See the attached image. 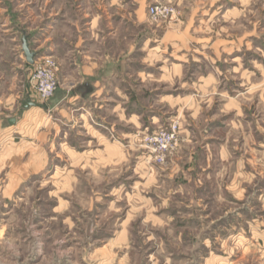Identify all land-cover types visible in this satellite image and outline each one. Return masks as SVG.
Listing matches in <instances>:
<instances>
[{"label": "rangeland", "instance_id": "1", "mask_svg": "<svg viewBox=\"0 0 264 264\" xmlns=\"http://www.w3.org/2000/svg\"><path fill=\"white\" fill-rule=\"evenodd\" d=\"M2 2L0 13L6 5L15 24L20 19L31 28L70 9L64 0ZM92 3L93 11L101 6ZM138 4L127 0L124 8L146 13L143 29L157 30L159 40L179 28L189 37L184 50L158 42V64H144L143 50L141 66L115 67L127 79L142 73L133 101L143 114L140 130L122 127L110 106L104 114L111 145L101 146L90 138L94 129L88 135L71 118L78 102L63 103V114L54 110L55 96L38 99L49 107L31 116L1 109L0 117L21 123L7 141L0 138V264H264V0L167 2L175 16L160 21L148 13L156 3ZM3 35L0 30V44L15 46L14 57L7 50L14 93L26 95L34 66L20 68L21 40ZM30 36L36 59L53 57L36 52L37 37ZM178 60L185 75L161 81L160 63L170 74ZM10 86L8 80L2 91ZM165 94L186 104L171 109L160 103ZM152 115L160 117L155 124ZM173 122L177 143L160 162L157 145L146 138ZM43 165L40 174L23 176Z\"/></svg>", "mask_w": 264, "mask_h": 264}, {"label": "crops", "instance_id": "2", "mask_svg": "<svg viewBox=\"0 0 264 264\" xmlns=\"http://www.w3.org/2000/svg\"><path fill=\"white\" fill-rule=\"evenodd\" d=\"M67 1L70 4L69 10L57 11L52 18L51 24L35 28H31L30 26L24 27L25 23H22L20 19H18V25L15 24V16L9 12L6 5H3V13H0V30L3 32V38L6 40L9 39L11 42H14L17 37L21 40V44H19L21 48L19 52L21 63L18 65L20 68L25 69L26 72H29L31 65L27 62L22 52V39L26 35L28 43L31 45L32 39L30 35L31 33H35V38L37 37L35 43L38 45L34 50L36 52H38L37 49L43 50V53H50L52 55L48 56L58 59V79L61 83L55 94L54 110H58L60 114H63V103L78 102V107L72 110L71 114L74 115L71 118L74 119L75 117L78 121L80 120V123L84 124V128L86 126L85 130L88 135L91 134L89 129H94L93 131L96 133V136H90V138L98 144L110 146V138H112L110 136L111 129L107 113L104 114V110L106 112L109 111L108 108L111 106L112 112L117 114L118 121L121 122L120 125L122 127L126 128L127 126L132 130H140L143 124L142 111L136 110V103L133 102L135 98L139 97V93L141 92L136 89V83L143 82L142 73L138 70L127 79L124 75L125 73L115 70V67L118 68L125 64L128 66H135L136 64L141 66V53L143 50L146 52L144 64H158L159 61L157 59L159 54L156 44L158 42H167L166 50H175L176 47H179L180 50L187 49L188 47L183 44L184 42H189V37L185 35L188 33L184 30L180 32L181 28L175 31L166 30L159 40L156 37L157 30L150 29L147 32L146 29H143L142 25L146 20V13L140 9L127 10L124 8L127 0H99L101 6L97 8V11L88 8L93 5L92 2L94 0H64V2ZM129 1L138 2L140 7L143 4L150 5L167 2L179 5L183 0ZM111 6L117 8L110 10L109 7ZM67 32L71 34V37L73 34H76V39L69 38ZM6 42L0 44V114H2L3 109L7 112L17 109L24 112L25 115L30 116L37 114L35 113L37 110H46L49 107L48 105H45V108H22L23 101L27 99H31L36 103H39V101L32 90L30 77L24 87L26 95L24 93H19L18 95L14 93L15 64L13 61H8L7 50L14 57L15 46L11 43V47L8 49ZM51 42L53 44L48 46ZM4 49L5 51H3ZM114 49L120 51L122 55L116 58L112 57L109 51ZM125 50H128L127 57H123L126 53ZM136 57L139 59L137 63L135 61ZM170 57L174 58L173 54ZM153 59H156L155 63ZM174 60H177V58H174ZM184 64V61L178 60L174 64L175 67L171 69L173 73L167 74L164 67L166 63L163 61L160 63V71L162 72L160 80L175 81L178 78H182L185 75L183 71ZM147 76L150 77L151 74ZM8 80L11 86L5 87L2 91L3 84L7 83ZM208 80L209 78L205 77L201 81L199 80V82L203 83ZM183 98L180 95L165 94L162 95L160 103L165 104V106L171 109L180 108L183 103L186 104ZM114 100L115 103H113ZM186 107L187 105H184L182 108ZM159 118L158 115H152L150 122L155 124ZM13 120L15 122L11 123ZM20 123L19 118L11 115L0 117L1 140L4 138L7 141L8 136L13 134L11 129L13 127L18 128ZM98 127H101L102 130ZM103 129L106 131H103ZM123 136L126 137L127 135L123 133ZM45 170V165H43L41 169L37 168L36 171L27 170L23 176H36ZM262 237V242L264 243V234ZM261 254V258H264V251Z\"/></svg>", "mask_w": 264, "mask_h": 264}, {"label": "built area", "instance_id": "3", "mask_svg": "<svg viewBox=\"0 0 264 264\" xmlns=\"http://www.w3.org/2000/svg\"><path fill=\"white\" fill-rule=\"evenodd\" d=\"M149 16L154 21L168 20L175 16L174 8L167 3H156L148 8ZM34 74L31 79V87L37 99L44 103L50 101L59 89L57 77L58 64L53 57H42L34 63ZM179 125L170 123L169 127L160 133H155L151 138L146 139L157 145L156 152L160 153L157 159L165 161V153H168L177 143Z\"/></svg>", "mask_w": 264, "mask_h": 264}, {"label": "water", "instance_id": "4", "mask_svg": "<svg viewBox=\"0 0 264 264\" xmlns=\"http://www.w3.org/2000/svg\"><path fill=\"white\" fill-rule=\"evenodd\" d=\"M22 52L24 53L27 62L30 65H34L36 54L34 52H32L30 45L28 43V37L26 35H24L23 39H22ZM31 107L45 108V105L36 103V102L32 101L31 99H27V100L23 101V103H22L23 109H29ZM14 122H15L14 120L11 121V123H14Z\"/></svg>", "mask_w": 264, "mask_h": 264}]
</instances>
